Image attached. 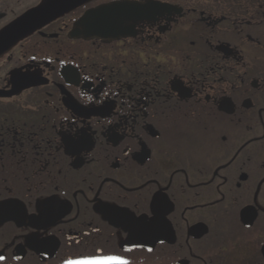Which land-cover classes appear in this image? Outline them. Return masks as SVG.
Wrapping results in <instances>:
<instances>
[{
	"label": "flooded vegetation",
	"instance_id": "af4514ba",
	"mask_svg": "<svg viewBox=\"0 0 264 264\" xmlns=\"http://www.w3.org/2000/svg\"><path fill=\"white\" fill-rule=\"evenodd\" d=\"M60 1L0 57V264H264V0Z\"/></svg>",
	"mask_w": 264,
	"mask_h": 264
},
{
	"label": "water",
	"instance_id": "95a60500",
	"mask_svg": "<svg viewBox=\"0 0 264 264\" xmlns=\"http://www.w3.org/2000/svg\"><path fill=\"white\" fill-rule=\"evenodd\" d=\"M82 1L85 0H78L77 4ZM52 3L57 5V7L54 9L51 8V6H53ZM74 5L75 3H71L69 6L64 7L62 6V2L60 0H46V2L37 10L25 14L11 25L5 27L2 31H0V57L16 45L19 40L29 35L32 30L39 27L41 23H45L48 20L61 15L63 11ZM129 7H131L130 3H126V8ZM101 10L103 11L104 9ZM135 246L138 247L136 244Z\"/></svg>",
	"mask_w": 264,
	"mask_h": 264
},
{
	"label": "snow or ice",
	"instance_id": "6c2138e0",
	"mask_svg": "<svg viewBox=\"0 0 264 264\" xmlns=\"http://www.w3.org/2000/svg\"><path fill=\"white\" fill-rule=\"evenodd\" d=\"M33 59H35V57H33ZM127 154V149H125V156H127ZM161 243H163V241H161ZM130 250L131 249H125V251ZM149 251H151V249H149ZM5 259L6 257L0 255V261H3ZM64 264H131V262L121 256L104 255L102 249H97L91 255H81L80 258L77 259H65Z\"/></svg>",
	"mask_w": 264,
	"mask_h": 264
}]
</instances>
